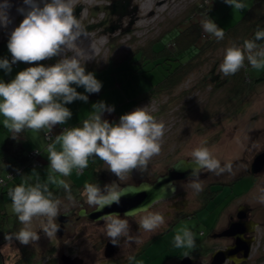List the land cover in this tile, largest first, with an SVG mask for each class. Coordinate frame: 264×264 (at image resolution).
Instances as JSON below:
<instances>
[{"label":"rangeland","instance_id":"374dc122","mask_svg":"<svg viewBox=\"0 0 264 264\" xmlns=\"http://www.w3.org/2000/svg\"><path fill=\"white\" fill-rule=\"evenodd\" d=\"M120 1L121 3L128 2L125 11L123 12L118 7L114 14L111 15L105 7L112 5V0H72L74 8L76 6L81 7L78 19L85 29V35L73 47L66 48L62 55L56 57L55 60L57 62L65 57L79 59L81 64H84L86 72H92L95 78L102 83V88L98 93L89 94L85 92L83 87L73 85V87H76L77 92L88 96V101L85 103L80 100H75L71 104L65 105L71 110L72 117L65 125H57V131L53 133L52 140L65 127L82 126L83 120L91 115L92 105L94 103L103 101L106 105L114 107L113 112H105L102 116V119L110 120V123H112L113 117L117 118L116 122H118L119 117L126 110L136 104L141 97L145 96L144 99L140 100L137 105L129 109L126 113L133 111L137 107H144L158 122L164 123L165 133L160 154L151 159L146 172L137 170L131 173L129 177L131 180L133 178H154L157 173L163 172L167 166L170 167L171 163L178 158L189 157L192 149L199 146L201 141L208 143L206 146L213 151L214 156L221 161V164L231 161L241 163L239 161L240 159L243 160L249 153H254L255 149H261L264 145V84L254 86L250 92L249 88H247L246 92L242 93L237 99H233L234 103L231 102V105L228 107H226L224 100H221L220 103L218 102L216 104L214 112L212 109L211 115L206 120H201V114L206 101L209 103L212 102V106H214L213 98L222 97V91H218L217 93L215 91L212 92V88L207 86L204 90L197 89L187 93L182 101L170 105L167 102L172 96L167 93L153 96L151 92H153L155 83L163 79L167 73L164 67L176 63L177 60H171L165 57L157 59V57L161 56L159 54H156L157 56L153 58L144 57L143 55L137 56L135 54L129 60L119 61L126 53L135 52L138 48L143 50L145 48L144 46L148 45L147 42L154 38L157 39L149 45V51L152 46H154V50H158L162 45L168 44L174 32L183 25L181 24L179 26V22L183 21L188 9L195 2H198V0ZM11 2L13 4L10 10L12 23L7 28L0 27V58L8 59L11 57L7 49L9 33L23 19L16 12V7L22 6V0H11ZM243 2L247 5V8L252 4V0H243ZM208 4L211 17L217 18L223 27H229L235 24L247 10V8L243 11L235 10L226 5L223 0H209ZM134 7H136V10ZM121 13L123 14L119 20L118 17ZM193 16L199 21L200 17L198 14ZM131 21L132 24L129 25ZM190 22L193 23L195 21L187 20L186 24ZM99 23L101 24L97 26ZM175 23L178 25L173 26L167 32H163ZM91 24H95V26L86 29V26ZM110 25H115L119 28H115L109 32L107 28ZM128 26L130 27L127 28ZM111 58L114 60H111ZM137 58L140 59L141 63H133ZM115 60L117 61L115 62ZM45 61L47 64L49 63V60ZM39 63L43 64V62ZM29 66H35V64L29 65L19 62L18 68H12L9 74H5L4 70L0 69V80L9 82L15 77L17 72ZM136 67H139V70H135ZM205 70L206 68L203 67L201 70L199 69L198 71L190 73L187 81L178 86L175 92L179 93L183 89H189L194 81L202 74L201 72ZM263 72L264 69L254 70L249 68L248 70L250 77L260 76ZM175 92H173V95H175ZM241 99L242 103L239 105L238 103ZM184 102L186 104L183 108L186 109L183 111L181 107ZM237 105L239 110L237 109L238 112L234 113L233 110ZM209 123L210 126H208ZM218 124H221L220 127H214ZM235 130L238 131L235 132ZM207 131H210L209 133L213 137L212 139L209 138L208 140L205 138ZM201 132L202 134H200ZM33 133L32 142L29 141L27 146L24 145L23 151H29L36 147L40 151L38 159L43 161L47 159L48 154L46 149L49 143L48 141L37 140V132L33 131ZM251 138L254 141L251 142ZM247 144L251 150L250 152L245 148ZM97 160L92 161L96 162ZM48 164L49 161L46 163V166ZM104 165L107 166L106 164ZM75 173L74 170L68 177H61L58 174L53 175L55 179H64L69 184L75 181L78 187L75 186L72 192L74 195H79L81 193V187H83L82 184L87 180L89 172H86L87 177ZM37 178H39L41 183H48L49 188L52 190H57L58 186L49 181V170L36 176L35 179L30 178V183H35ZM226 181L232 182V184L224 185V189L217 194H210L212 198L207 201L205 200V202L202 199L204 196L203 193H195L194 198L197 205L196 207H192L191 216L182 218L183 220L174 221V225L166 229L160 237L156 235L152 236L150 238L152 242L150 241L144 245L141 251L126 250L125 254H118L115 259L110 260L108 263L171 264L176 261L180 262L185 253L190 252L189 250L177 249L173 246V238L181 228L188 227L197 233L196 248L201 247L202 243V250L200 252L205 253L211 243L212 245H215V243H209L208 241L200 242L201 239L203 240V236L200 233L205 231L206 236L211 231L210 228H218L221 225V222L225 218L223 217L218 220L217 216L222 214V210L228 203L231 205L239 199L245 200L244 198L248 197L249 200L247 199L246 202L248 201L254 205H258L260 209L258 212L262 211L264 213V204L259 203L256 199L259 195V189L264 187V173L262 175H241L238 179L234 177ZM14 186L15 184L11 188ZM181 187H183V184ZM7 193H2L0 188V264H19L21 261L23 262V259H28L29 256L33 259L32 264L42 262L43 259H47V254H43L39 261H35L39 253H46V251L50 253L45 247V244L29 249V245L20 246L15 239L12 242L1 243L7 235L18 231L22 227L17 217L11 211V200ZM172 200L157 203L149 211H163L170 204L174 203V200H179V198H172ZM169 208L167 209L168 211ZM179 208L169 211L170 214L172 213V219L184 213L185 209ZM263 213L260 214L261 218ZM137 218L139 221L140 216L138 215ZM262 220L264 221V218ZM167 224H165L166 227ZM33 226H35L34 223ZM89 229H84L80 233L79 239L84 245L87 242V239H84L86 237L85 234L89 233L91 235L93 233ZM160 229L156 232L160 231ZM140 234V240L143 241L150 236L148 232L142 229H140ZM256 235V241L253 243L248 264H264V226L259 227ZM216 243L220 245V242L216 241ZM18 245L20 246L19 248ZM51 246V243L47 245V247L52 248ZM17 248L20 253L16 254L15 258L14 253L18 251ZM130 255L135 257V260L132 262L128 260ZM54 263L57 264L55 261Z\"/></svg>","mask_w":264,"mask_h":264},{"label":"clouds","instance_id":"9594fccd","mask_svg":"<svg viewBox=\"0 0 264 264\" xmlns=\"http://www.w3.org/2000/svg\"><path fill=\"white\" fill-rule=\"evenodd\" d=\"M223 2L235 10L247 8L243 0ZM12 7L11 0H0V27L7 28L12 23ZM16 12L23 19L9 33L7 49L11 60L0 58V69L9 74L17 62L35 66L17 72L9 82L0 80V116L13 139L25 129L37 133L44 131L51 138L49 134L53 128L65 125L72 117L71 110L65 105L75 100L88 101V96L77 92L76 87H83L86 93L92 94L101 90L102 83L92 72H86L84 64L75 57H65L48 66L39 63L61 56L66 48L73 47L85 35L82 23L74 15L72 0H22V6L16 7ZM200 24L217 42L224 39L223 29L208 15ZM246 62L251 69H264V29L258 28L254 37L245 39L242 45L233 42L227 46L219 70L226 77L234 75L246 68ZM113 111L114 107L103 101L94 103L91 115L83 120L82 126L65 127L47 145L49 181L62 187L72 204L76 201L70 184L64 179H55L53 174L68 177L75 170L81 175L90 160L99 159L107 165L108 172L118 180L126 181L134 171L146 172L151 159L161 152L165 133L163 122H158L144 107L121 115L118 122L102 119L105 112ZM190 156L186 169H190L189 187L196 194L204 190L201 170L206 169L216 176L234 174L233 163L222 166L206 146V141L193 148ZM7 195L11 200V211L22 225L5 237L7 241L15 239L22 245L38 242L40 235L33 228L34 220H39V230L48 239L56 236L60 227L57 217L63 202L49 189L48 183H41L37 178L35 183H21L10 188ZM82 195L89 206L102 212L113 204L119 205L128 192L115 182L103 186L97 182L85 184ZM159 199L161 197H154L147 205L128 210L123 216L117 212L99 216L98 221H103L104 233L112 245L119 246L122 238L128 244L139 243L131 235L129 216L139 215L138 226L148 233H155L165 226L162 213L149 211ZM256 199L264 204V187L259 189ZM196 237L197 233L191 228H181L173 238V246L195 251ZM128 260L132 262L135 257L130 255Z\"/></svg>","mask_w":264,"mask_h":264},{"label":"flooded vegetation","instance_id":"af4514ba","mask_svg":"<svg viewBox=\"0 0 264 264\" xmlns=\"http://www.w3.org/2000/svg\"><path fill=\"white\" fill-rule=\"evenodd\" d=\"M249 81L251 83L249 88V92L252 91L254 86H257L258 84H264V72L260 76H254L250 77L248 76ZM248 92V93H249ZM242 103V99L239 101V105ZM238 105L234 108L233 112H238ZM221 124L215 125L214 127H220ZM210 126V123L208 124ZM236 128V126H234ZM238 130H235L237 132ZM210 131H207L206 139L209 140V138H213L210 136ZM244 133V132H243ZM242 133V134H243ZM251 142L254 141L252 138L250 140ZM208 144V143H206ZM246 150L250 152L251 150L248 147V144L245 146ZM264 153V145L261 149H255L254 153H249V157L245 156L244 159H240L239 161L241 163H234V161H231L233 163V172L234 174H228L225 173L220 176H216L211 172H208L206 169L201 170L200 179L203 182L204 190L201 192L203 193V201L207 200L208 198H212V195L217 194L218 192H221L224 189V185L226 184H232V182H227V179H233L234 177L238 179L241 175H262L264 173V161L262 168L257 172H252L251 167L252 163L255 158H258L260 154ZM184 158V157H181ZM187 159H191V156L186 157ZM179 159V158H178ZM264 160V159H263ZM176 161V160H175ZM172 164V163H171ZM222 163L221 165L223 166ZM171 166V165H170ZM89 176L87 177V180L84 184L87 183H97L101 186L104 184H108L111 182H115L117 184H120L121 186H124L126 184H137L140 181L146 180L148 182L154 181L155 178L158 175H163L167 172L168 167L163 172L157 173V175L154 176V178H133L127 179L126 181H120L118 180L113 174L107 171V166L104 165L102 161L99 159L94 162L92 165H89ZM189 176H186L185 178H181L176 180L174 183L176 184V193L168 198L167 200H161L152 205L150 209L153 208V206L157 203H160L162 201H173L172 198H176L179 200H174V203L170 204L168 207L170 210H176L179 207L181 209H185L184 214L191 213L192 207H196L197 203L194 198V192L189 187ZM183 184V187L181 185ZM83 188L81 189V193L79 195H73L75 198L76 203L72 204L66 199L67 194L66 193H57L55 196L59 198L63 203L60 208L61 214L57 217V223L59 224V231L56 233L55 237H52L51 239H48L45 234L42 232V230H39V220H34L33 223L35 226L33 228L38 231V235H40V240L36 243H31L29 245V249L36 248L37 246L44 245L47 248V250L50 251L48 253H39L37 255L36 261H39L42 258L43 254H47V259L44 260L43 264H53L54 261L57 262V264H109L108 262L112 259H115L118 254H125L126 250H137L138 252L141 251L142 247L146 245L148 242H150L152 239H150L152 236H161L163 235V232L168 229L169 227H172L174 223L181 218H171L170 212L167 209H162L163 211L159 210L160 213H162L165 217L167 227L163 229H160V231L155 233H149V237H147L146 240H140L141 234H140V228L138 226V218L136 216H129V224H130V230L134 237H136L139 240V243H131L128 244L124 241L122 238L120 241L119 246H114L110 242V240L107 238V236L104 233V225L103 221L94 220V218H90L88 216V213L93 209L91 206H89L86 203L85 198L83 197ZM253 196V195H252ZM214 197V196H213ZM250 197V196H249ZM245 200L239 199L235 202H233L231 205L228 203L222 210V214L218 215V220L225 218L224 221L221 222V225L218 228L212 227L210 228L209 234L205 236V231H202L203 233V240L201 239L200 242L208 241L209 243L213 242L215 245H211L205 248H208V250L203 253L200 252L202 250V243L201 247L196 248L195 251H190L187 255H189L192 259L190 264H208L210 261V255L213 251L219 248H226L230 246L235 245L236 241V235L233 234L232 231H229V225L237 219V215L240 214L243 216V219L245 221H252L251 228H249V233L246 234L247 237L252 239V243L250 245V252L246 260L240 261L239 263H234L232 260H225L222 264H248V258L250 257L251 250L253 243L256 241L257 237V231L259 227L264 226V221L262 218H264V213L258 212L260 209L258 208V205H254L250 202H246L247 198H244ZM249 200V199H248ZM179 208V209H180ZM84 210L83 214H80V212ZM187 212V213H186ZM259 213V214H258ZM263 213L262 218L260 217V214ZM121 216H123L122 213H120ZM191 216V215H188ZM187 217V216H186ZM63 219V220H60ZM175 221V222H174ZM90 228L89 230L93 233L90 235L89 233L85 234L86 237L84 239H87V242L85 245L83 242L79 239L80 233L87 228ZM226 232V234H222L223 232ZM205 236V237H204ZM83 239V238H82ZM150 239V240H149ZM16 241V240H15ZM217 242H220V245H218ZM2 242H8L6 239L2 240ZM12 242V241H11ZM17 244L20 246L18 241H16ZM152 242V241H151ZM51 243V247H47V245ZM47 244V245H46ZM18 245V248L20 247ZM1 246V244H0ZM17 248V249H18ZM24 248V247H23ZM211 248V249H210ZM22 249V248H21ZM122 252V253H121ZM124 252V253H123ZM20 253L19 249L17 252L14 253V257L16 258V254ZM68 255L70 259L64 260V256ZM237 256L241 257L240 251L237 252ZM17 262V261H16ZM41 262H38L39 264ZM17 264V263H15ZM22 264V261L21 263ZM55 264V263H54ZM171 264H181L180 262H172Z\"/></svg>","mask_w":264,"mask_h":264},{"label":"trees","instance_id":"16d2710c","mask_svg":"<svg viewBox=\"0 0 264 264\" xmlns=\"http://www.w3.org/2000/svg\"><path fill=\"white\" fill-rule=\"evenodd\" d=\"M208 3L209 0H198V2H195V4H193L188 9L186 14L184 15L183 21L179 22V26L181 24L183 25L180 26V28L176 32H174L168 44L164 46L162 45L158 50H154V46H152L149 51V45L152 42H155V40L157 39L154 38L147 42L148 45L144 46L145 48H143V50L138 48L135 52L126 53V55L122 56L121 59H119V61L129 60V58L135 54H137V56L143 55L144 57L146 56L153 58L157 56L156 54H159L161 56L157 57V59L165 57L171 60H177L176 63L164 67V70L167 73L163 72L166 73L164 75V78L155 83L154 89L152 90L153 92H151V95L153 96H159L162 93H167L172 96L167 102V104L170 105L174 104L175 102L182 101L187 93L197 89L204 90L207 86H210L212 88V92L215 91L217 93L218 91H222V97L213 98L214 106H212V102L209 103L208 101H206L203 107L204 112L202 111L201 114V120H206L209 115H211L210 113H212V109L214 112V108L216 107V104L218 102L220 103L221 100H224L226 107H228L231 105V102L234 103L233 99H237L240 95H242V93L246 92L248 87H250L251 83L248 78V70L251 67L247 66V62L246 68L241 69L236 74L227 77L220 72L219 65L222 62L224 49L227 46H229L233 42L238 45H242L245 39H251L254 37V33L258 28L264 29V0H252V4L249 8H247L243 16L235 24L229 27L221 26L217 18L211 17ZM195 14L199 15V21L196 20V18L193 16ZM205 15H208L220 28L223 29L225 37L222 41L217 42L214 37L203 31L200 21L202 18H204ZM186 19L188 21L194 20L195 22L186 24ZM175 25L178 24L175 23L163 32H167ZM55 58L56 57L50 59L48 64L46 61L41 62H43L45 66H48L56 63ZM111 60L114 59L111 58ZM116 61L117 60H115V62ZM135 62L141 63L139 58L133 61V63ZM18 64L19 62H17V66ZM203 67L206 68V70L201 72L202 74L198 79H196V81H194L189 89H183L179 93L175 92L178 86L187 81L188 75L190 73L198 71L199 69L201 70V68ZM135 70H139V67H136ZM173 92H175V95H173ZM144 98L145 96L141 97L131 108L137 105L139 101ZM185 104L186 103L184 102L181 107L183 111L186 109L183 108L185 107ZM128 110H126V112ZM116 119L117 118L113 117L112 122H116ZM200 134H202V132ZM8 139L10 141H7L3 146H1V150L3 152H10L14 149L11 146L13 145V143L11 142V137H9ZM47 141L48 143H51L52 136L50 139H47ZM21 148L17 147V151H15L16 153L14 154V156H11L12 159L17 160L16 163L14 162L15 164H12V162L9 161L8 158L7 161L11 162V164H8L7 167H5L6 164L0 166V181H3V183L0 184L2 193L8 192L10 185H12L13 182H19V178L23 177L24 174L27 175V183H30L32 178L35 179L36 176L43 174L46 170H49L48 166H46V163L48 162L47 159H45V162L44 160L40 161L38 159V156L40 154L38 148L31 149L29 151H23V149ZM33 151L34 154L31 153ZM93 163L94 162L92 160L89 161V165H92ZM3 167L4 169H1ZM89 168L90 167L88 166L85 170H83V173L81 175H85L84 177H87L86 172H89ZM9 176H11V179H9ZM73 182L74 183L70 184L71 190H73L75 186L78 187L77 183L75 181ZM82 185L84 186L85 184L83 183ZM49 189L53 192L54 195L57 193H66L62 187H58L57 190H52L51 188ZM209 199L210 198H208L207 200ZM188 215L191 214H180V216H178L177 218H185ZM32 261L33 259L29 256L28 259H23L22 263L32 264Z\"/></svg>","mask_w":264,"mask_h":264},{"label":"water","instance_id":"95a60500","mask_svg":"<svg viewBox=\"0 0 264 264\" xmlns=\"http://www.w3.org/2000/svg\"><path fill=\"white\" fill-rule=\"evenodd\" d=\"M126 1V0H125ZM128 2L121 3L120 0H112V5L107 6V8L111 15L114 14V12L119 7L120 9L125 11V7L127 6ZM81 7L76 6L74 8V15L79 18V11ZM136 10V7H134ZM123 13H121L118 17L120 20ZM101 23H99L97 26H99ZM132 24V21L129 25ZM95 24L87 25L86 29H90ZM128 26L127 28H129ZM115 28H119L115 25H110L107 30L109 32L113 31ZM56 62V60H55ZM264 159V153L260 154L258 158H255L251 170L252 172L259 171L263 166V160ZM191 159L187 158H179L176 161H174L170 167H168V170L163 175H158L154 181L148 182L146 180L140 181L137 184H126L122 187L126 189L128 192V195H125L121 198L120 204L115 205L113 204L111 207H106L103 209L102 212H97L94 209H92L88 216L90 218H94V220H98V217L110 212H117V213H124L131 209H137L142 205H147L149 202L153 201L154 197H161V199L157 200H167L168 198L172 197L176 193V184L174 183L176 180L185 178L186 176H189L190 169H186L188 164L190 163ZM155 202V203H156ZM154 204V203H153ZM152 204V205H153ZM84 210L80 212V214H83ZM63 220V219H60ZM252 221H245L243 219V216L238 214L237 219L234 220L229 225V231H232L233 234L236 235V241L234 246H228L226 248H219L213 251L210 255V261L208 264H222L225 260H232L234 263H239L240 261H244L247 259L249 252H250V245L252 243V239L246 236L247 233H249V228H251ZM225 231L222 234H226ZM241 253V257L237 256V252ZM70 259L68 255L64 256V260ZM192 259L189 255H184V257L180 260L181 264H190Z\"/></svg>","mask_w":264,"mask_h":264},{"label":"crops","instance_id":"0c3cea01","mask_svg":"<svg viewBox=\"0 0 264 264\" xmlns=\"http://www.w3.org/2000/svg\"><path fill=\"white\" fill-rule=\"evenodd\" d=\"M9 58H11V57H9ZM18 66H19V64H18ZM18 66L16 68H14V67H12V68L17 69ZM1 117L2 116H0V166L6 164V167H7L8 164H11V162H12V164H15L17 162V160L12 159L11 156H14V154L16 153L15 151H17L16 150L17 147L18 148L22 147L21 149H23L24 145L27 146L29 144V141L32 142V134H34V133L32 130L25 129L22 133H20V135L16 139H13L11 136L12 133H10L9 130L4 127V125H3V119L4 118H1ZM55 131H57V126H55L51 132L52 137H53V133ZM9 137H11V142L13 143V145H11V146L14 149L10 152H3L1 150V146H3L7 141H10L8 139ZM36 139L39 141H47L45 138V132L44 131L38 132L36 134ZM8 158H9V161H11V162L7 161ZM44 162H45V160H44ZM1 169H4V167ZM26 177H27V175L24 174L23 177L19 178V182H13L12 185L15 184V186H16V185L21 184V183H27L28 180L26 179ZM12 185H10L9 189L11 188ZM185 218H187V217H185ZM178 220H183V219L181 218Z\"/></svg>","mask_w":264,"mask_h":264},{"label":"built area","instance_id":"2783aa9c","mask_svg":"<svg viewBox=\"0 0 264 264\" xmlns=\"http://www.w3.org/2000/svg\"><path fill=\"white\" fill-rule=\"evenodd\" d=\"M10 60H11V58H10ZM16 66H17V63L13 65V67H16ZM49 135H51V133H50ZM45 138H46V140H47V139H50V138H49L48 136H46V135H45ZM31 153L34 154V151L31 152ZM43 263H44V259H43L42 262L39 263V264H43Z\"/></svg>","mask_w":264,"mask_h":264}]
</instances>
